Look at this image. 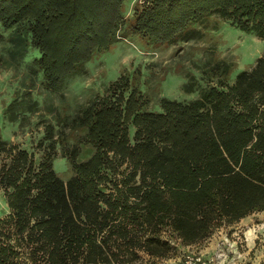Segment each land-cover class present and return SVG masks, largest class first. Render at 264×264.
Masks as SVG:
<instances>
[{
    "label": "trees",
    "instance_id": "obj_1",
    "mask_svg": "<svg viewBox=\"0 0 264 264\" xmlns=\"http://www.w3.org/2000/svg\"><path fill=\"white\" fill-rule=\"evenodd\" d=\"M125 0H0V47L28 61L45 89L79 75L95 53L129 32L155 45L199 39L220 22L264 39V0H143L133 22ZM0 53V61L2 60ZM233 64L217 60L183 85L194 99L162 98L147 108L120 76L104 95L70 117L48 123L42 155L0 135V264H138L206 241L220 227L264 211V53L228 81ZM39 109L31 91L15 96L3 119L18 126ZM82 137L66 146L63 128ZM58 135L57 137H55ZM61 156L72 169L62 179ZM93 152L80 160L82 150Z\"/></svg>",
    "mask_w": 264,
    "mask_h": 264
},
{
    "label": "rangeland",
    "instance_id": "obj_2",
    "mask_svg": "<svg viewBox=\"0 0 264 264\" xmlns=\"http://www.w3.org/2000/svg\"><path fill=\"white\" fill-rule=\"evenodd\" d=\"M141 1L123 2V15L127 24L133 22L134 10ZM196 28L202 31L201 38L161 46L129 32L107 51L95 53L79 75L68 78L56 90L45 89L37 77L32 86L33 74L28 61H15L7 51L8 44H1L0 135L10 144L33 151L38 158L42 155L38 142L43 137L46 124L70 117L96 97L104 95L109 84L122 75L127 76L133 86L142 92L148 109L160 111V100L164 97L176 100L197 97L195 93H186L183 85L190 81L191 76L203 84L207 83V79L202 78L205 76L204 71L213 66L215 61L224 60L233 64L228 75V81L232 83L239 72L253 68L264 53V39L242 32L227 22H220L215 16L209 17ZM27 90L38 101L39 109L20 122L19 126L6 122L3 109L15 96ZM63 131L68 147L76 144L83 135L81 131L72 133L69 126H65ZM61 146L58 147L54 168L62 179L67 180L72 175V169L68 159L61 156ZM92 152L91 147H85L79 159L86 160ZM3 157L0 155V166ZM7 213L6 197L0 186V219ZM219 231L223 236L231 234L228 226L220 227L214 233L220 235ZM172 243L175 248L173 258L181 254L182 247L179 242ZM248 263H251L250 260ZM138 264L156 262L142 254ZM261 264H264V256Z\"/></svg>",
    "mask_w": 264,
    "mask_h": 264
},
{
    "label": "crops",
    "instance_id": "obj_3",
    "mask_svg": "<svg viewBox=\"0 0 264 264\" xmlns=\"http://www.w3.org/2000/svg\"><path fill=\"white\" fill-rule=\"evenodd\" d=\"M228 228L231 230V234L226 235L229 237L230 243H234L231 241L235 239V233L239 234L240 239L243 241L239 251L245 258L244 264L248 260H250V264H261L262 256H264V211L254 212L239 222L228 226ZM218 233L220 235L214 233L206 241L194 246L199 248V251L206 256L213 255L219 248L221 241L225 238V235L223 236L221 231Z\"/></svg>",
    "mask_w": 264,
    "mask_h": 264
},
{
    "label": "built area",
    "instance_id": "obj_4",
    "mask_svg": "<svg viewBox=\"0 0 264 264\" xmlns=\"http://www.w3.org/2000/svg\"><path fill=\"white\" fill-rule=\"evenodd\" d=\"M234 236L235 239L231 241L234 243H230L226 235L217 251L211 256H206L194 245H189L182 249L179 256L159 259L156 264H244L245 258L239 251L243 241L239 234L235 233Z\"/></svg>",
    "mask_w": 264,
    "mask_h": 264
}]
</instances>
